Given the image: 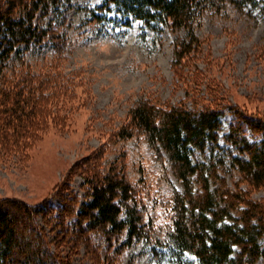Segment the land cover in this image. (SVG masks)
I'll return each instance as SVG.
<instances>
[{"label":"trees","instance_id":"16d2710c","mask_svg":"<svg viewBox=\"0 0 264 264\" xmlns=\"http://www.w3.org/2000/svg\"><path fill=\"white\" fill-rule=\"evenodd\" d=\"M226 1L241 7L256 0L104 3L114 4L147 25L159 23L172 31L185 28L187 38L175 43V56L180 60L198 40L193 34L194 22L202 11L218 8ZM61 3L0 0V153L22 158L53 113L50 91L55 86L49 85L51 72L34 73L22 61V53L33 42L41 44L46 39L55 50H64L66 36L58 30L65 18L56 24L48 18L53 12L58 16ZM61 79L63 83L65 78ZM67 85L69 79L62 86ZM226 113H230V120L220 134L221 117ZM127 116L126 123L118 128V136H144L159 156L164 154L168 159L170 173L181 185V190L172 191L168 199L172 223L166 231L170 244L164 245L171 253L180 259L184 251H189L199 264L264 262V196H252L264 190V114L230 105L140 100ZM220 139L227 146L220 145ZM122 167L111 165L102 175H87L84 183L88 184V199L78 203L75 194L63 195L53 224L48 216L55 207L48 201L30 205L19 199L0 198V264H70L71 254L60 250V246H88L96 232L101 233L96 241L104 248L114 246L117 254L142 240L152 248L163 247L152 220L145 219L139 191L127 181ZM37 215L58 229L52 249L45 230L36 224Z\"/></svg>","mask_w":264,"mask_h":264},{"label":"rangeland","instance_id":"374dc122","mask_svg":"<svg viewBox=\"0 0 264 264\" xmlns=\"http://www.w3.org/2000/svg\"><path fill=\"white\" fill-rule=\"evenodd\" d=\"M104 1L62 0L58 16L53 12L48 18L56 24L64 16L58 30L66 36L64 50H55L46 39L22 53L34 73L51 72L49 85L55 87L47 92L52 94L53 113L22 158L0 153V198L30 205L48 201L55 207L48 216L53 224L63 195L72 193L78 203L86 201L87 175L122 165L163 247L152 248L142 240L117 254L114 246L104 248L96 241L101 236L96 232L88 246H60L71 254L70 264H199L189 251L178 259L164 245L170 244L166 231L172 223L168 199L172 191L181 190L168 159L141 134L121 138L117 131L140 100L230 105L264 114V0L241 7L226 1L203 10L194 22L198 40L180 60L175 43L187 38L185 28L147 25ZM61 76L70 86H62ZM229 120L230 113L221 117L220 134ZM219 143L227 146L222 139ZM262 195L259 189L252 196ZM36 220L54 248L58 229L46 224L42 215ZM255 264L264 262L258 259Z\"/></svg>","mask_w":264,"mask_h":264}]
</instances>
